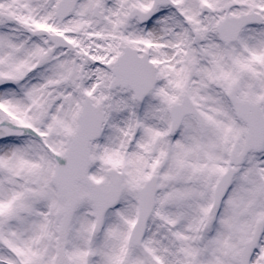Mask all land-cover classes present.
Masks as SVG:
<instances>
[{"label": "snow or ice", "instance_id": "obj_1", "mask_svg": "<svg viewBox=\"0 0 264 264\" xmlns=\"http://www.w3.org/2000/svg\"><path fill=\"white\" fill-rule=\"evenodd\" d=\"M0 264H264V0H0Z\"/></svg>", "mask_w": 264, "mask_h": 264}]
</instances>
